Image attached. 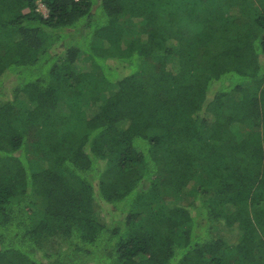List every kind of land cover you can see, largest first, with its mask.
<instances>
[{"label": "trees", "instance_id": "obj_1", "mask_svg": "<svg viewBox=\"0 0 264 264\" xmlns=\"http://www.w3.org/2000/svg\"><path fill=\"white\" fill-rule=\"evenodd\" d=\"M0 264H264V0H0Z\"/></svg>", "mask_w": 264, "mask_h": 264}, {"label": "rangeland", "instance_id": "obj_2", "mask_svg": "<svg viewBox=\"0 0 264 264\" xmlns=\"http://www.w3.org/2000/svg\"><path fill=\"white\" fill-rule=\"evenodd\" d=\"M39 11L41 14H43L45 17L48 16V11L45 7V5L43 3L40 2L39 4ZM68 41L70 40V38L68 37L67 38ZM81 60L82 62H84V66L88 69V70H96V68H93V62L92 60L89 58V55L87 54H83L81 56ZM143 64H141L140 66H142ZM97 76H100V73L97 72L96 73ZM104 86H106V88L110 87V85H108L106 82L103 83ZM98 86L100 85H92V86H88V87H85L83 91H78V90H75V92H72L71 95H70V98H69V103L66 102L68 105H72L73 108L71 110H73L74 114L76 111L78 110H81V111H87V109L89 108H93L95 106L98 105V99H97V96L99 94L98 90L96 89H99ZM70 107V106H69ZM26 116V113L19 109V119L20 117H23ZM17 118V122L19 120ZM23 121V120H21ZM200 179V178H199ZM198 179V180H199ZM196 181L197 182V186L199 187L200 184L204 181V178L200 181ZM162 194H165V190H162L161 191ZM174 195L176 198H180V200H183L184 202H189L191 200V198L189 196H185V194H182V193H179V192H174ZM141 208H139V211H140ZM236 233V231H233Z\"/></svg>", "mask_w": 264, "mask_h": 264}]
</instances>
